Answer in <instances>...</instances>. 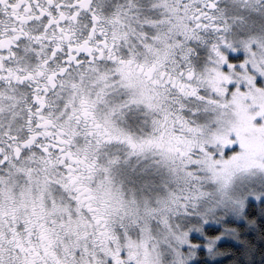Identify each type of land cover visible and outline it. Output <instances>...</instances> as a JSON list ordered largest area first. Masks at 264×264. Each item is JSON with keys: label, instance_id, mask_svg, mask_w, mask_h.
<instances>
[{"label": "snow or ice", "instance_id": "1", "mask_svg": "<svg viewBox=\"0 0 264 264\" xmlns=\"http://www.w3.org/2000/svg\"><path fill=\"white\" fill-rule=\"evenodd\" d=\"M0 264H264V0H0Z\"/></svg>", "mask_w": 264, "mask_h": 264}]
</instances>
